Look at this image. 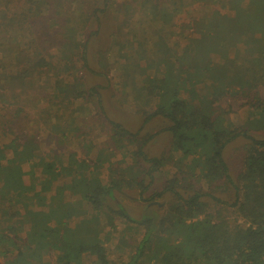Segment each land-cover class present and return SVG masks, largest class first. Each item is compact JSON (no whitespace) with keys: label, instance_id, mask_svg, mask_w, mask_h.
<instances>
[{"label":"trees","instance_id":"1","mask_svg":"<svg viewBox=\"0 0 264 264\" xmlns=\"http://www.w3.org/2000/svg\"><path fill=\"white\" fill-rule=\"evenodd\" d=\"M126 38L121 90L155 101L135 133L108 118L110 86L87 84ZM263 92L264 0H0V264H264ZM231 100L251 110L243 125ZM90 104L106 140L59 152L88 137ZM152 120L172 146L149 158ZM238 139L233 179L224 151ZM112 233L124 259L108 255Z\"/></svg>","mask_w":264,"mask_h":264},{"label":"rangeland","instance_id":"2","mask_svg":"<svg viewBox=\"0 0 264 264\" xmlns=\"http://www.w3.org/2000/svg\"><path fill=\"white\" fill-rule=\"evenodd\" d=\"M118 3H120L122 0H116ZM185 17H181L180 20L184 21ZM106 33H102L100 37H97L93 39V48L91 50V59L95 62V59L97 57L96 53L97 51L104 49L106 44ZM129 38H126V45L121 46L123 48L118 47H112L109 51L107 57H108V78L106 80L98 77H88L87 78V84L90 86L99 85L101 87H106L109 85L110 87L108 89L101 91V99L102 103L104 105L106 114L108 118L114 122H117L121 124L123 127H125L130 132L135 133L138 129L141 127V118L138 114L139 109H148L150 110L149 105L151 106L153 103H155L154 100H151L146 95L135 98L134 95L128 94L125 95V93L121 90L122 89V76L120 72L118 71V64L123 65L124 63H127L124 59H122V56H126L127 58L131 57L133 55L132 45L129 42ZM172 41V40H171ZM54 52V50H53ZM55 53V52H54ZM94 64V63H93ZM96 68V67H95ZM151 76V74L149 73ZM109 80L110 83L107 81ZM135 84L137 87H141L142 81L141 79H136ZM129 91V90H128ZM261 98L264 101V92L260 94ZM79 105H82V102L79 101ZM231 104V110L228 113L227 119L234 125L239 126L243 125L250 117H252L251 110H249L247 107L241 106L242 101L236 100V101H230ZM154 105V104H153ZM87 112L83 113L85 115V130L88 133V137L86 140L82 141L81 139H76L75 136L70 138V142L66 144L64 148L57 147L58 151H73L77 154H81V145L88 143H93V145H97L103 141L106 140L105 132L106 130L102 128L103 126L101 122L98 120V115L95 106L93 105H87L86 108ZM167 127V123L163 122L161 120H152L148 124H146L141 132L140 135H151L152 139L145 147V153L149 158L152 157H159L160 155L168 152L171 149L172 146V136L168 132H163V129ZM45 135V134H44ZM83 142V143H82ZM245 144V141L243 140H236L233 143H231L224 151V159L228 165L230 174L233 179L240 173L242 167H241V150ZM98 146V145H97ZM52 147L55 149V147L52 145ZM95 151H92L91 155L93 156ZM116 159H120V156L117 155ZM173 170L169 167H165L164 169H161L158 173H156L155 181L153 185L154 190H159L161 187L163 180L168 178ZM223 198V197H222ZM224 199V198H223ZM142 205V204H141ZM141 205L138 209L134 210L131 204L124 202V207H126V210L128 213L132 214L133 217L138 218L142 214L143 207L141 208ZM142 209V210H141ZM125 233V241L128 243H131L132 238H137V236L132 237L127 232ZM119 238L117 234L112 233L108 240L106 241V247L108 250V255L110 259L116 260V259H124L125 257L120 255L118 253V248L116 247L117 242ZM0 263H2L0 261Z\"/></svg>","mask_w":264,"mask_h":264}]
</instances>
